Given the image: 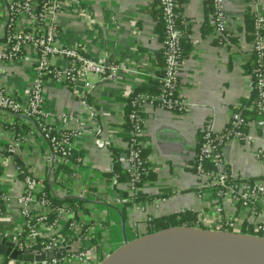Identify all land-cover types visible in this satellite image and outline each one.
Returning <instances> with one entry per match:
<instances>
[{"label":"crops","instance_id":"0c3cea01","mask_svg":"<svg viewBox=\"0 0 264 264\" xmlns=\"http://www.w3.org/2000/svg\"><path fill=\"white\" fill-rule=\"evenodd\" d=\"M226 1L228 30L221 37L212 23L210 0H178L186 46L178 88L190 110L180 113L151 105L143 107L142 143L148 150L152 175L137 193L145 200L128 205L124 197L128 194V182L117 180L114 160L117 157L126 169L129 139L124 128L129 99L141 86L160 81L163 71V41L154 17V11L160 8L159 0H75L74 10L61 14L60 45L77 47L109 67L105 75L89 77L92 89L86 88L84 81L69 86L47 79L44 110L58 126L76 129L80 123L85 125L82 135L75 137L73 143L75 158L82 159L87 169L81 172L86 190L75 182L70 201H80L85 219L104 225L101 240L110 247V253L148 231L147 215L137 209L139 205H145L147 214L153 217L191 210L198 218H205L211 227L216 226L215 195L200 187L193 168L197 136L207 121H211L216 133H222L239 103L250 99L248 66L254 57L247 33V0ZM262 7L264 10V0ZM28 56L5 69L8 72L5 82L20 99L29 96L34 75V54ZM6 121L37 130L21 116L0 110V123ZM38 134L37 131L27 149L18 150V157L21 162L35 163L41 169L48 164L49 145ZM249 136L252 138L249 146L232 139L223 147L229 170L243 180L259 179L264 168V161L256 156L257 149L264 150V134L257 119L250 122ZM10 137L7 129L0 131L1 144ZM2 171L5 190L18 192L21 183L16 181L14 166L8 159ZM236 209L243 227L254 229L252 213L240 206ZM256 210L264 216V197ZM6 214L8 221L0 228L20 230L23 223L15 203L7 208ZM5 257L0 254V264L5 263ZM6 264L32 263L9 257Z\"/></svg>","mask_w":264,"mask_h":264},{"label":"built area","instance_id":"2783aa9c","mask_svg":"<svg viewBox=\"0 0 264 264\" xmlns=\"http://www.w3.org/2000/svg\"><path fill=\"white\" fill-rule=\"evenodd\" d=\"M254 18V40L252 64L249 70L251 90L259 96L257 125L264 134V10L263 0H247ZM75 0H0V110L21 116L36 127L30 130L18 127L17 123H0L11 136L8 142L0 143V225L6 223L7 208L15 203L22 218L20 230L0 228V239L13 244L12 252L20 256H31L32 264H98L101 255L110 253V247L103 244L101 233L104 225L85 219V213L78 200L70 201L75 191V182L82 190L86 184L81 181V172L87 170L80 158H75L73 139L82 135L85 125L76 129L54 124L44 110L45 83L47 79L60 85H74L84 81L92 89L91 75L103 76L109 67L86 56L77 47H64L58 42L61 34V14L74 10ZM211 19L216 33L223 37L228 30L226 0H211ZM165 26L162 42L165 65L160 80L159 95H142L131 102L137 110L145 105L170 112H187L190 104L179 93V77L183 67V32L179 25L178 0H159ZM34 54V75L30 94L26 99L9 90L5 80L8 65L27 59ZM250 64V63H249ZM8 73V72H7ZM137 110L129 117L134 123L129 151L125 159L126 170L130 173L128 195L135 198L148 172L142 157L144 147L140 138L145 133V119ZM64 117H70L65 115ZM242 112L233 113L229 127L216 133L211 121L202 131L203 142L195 154L194 170L202 189L214 192L217 222L213 228L204 218H198V228L243 233V221L236 215L238 206L255 217L254 231L264 237V216L256 210L264 197V168L259 179L243 180L231 173L223 158V147L232 139L252 144L249 133H243L240 126ZM10 124V125H8ZM38 133L49 145L48 164L39 168L35 163L19 160L18 150L27 146ZM256 156L264 161V150L257 149ZM8 159L13 164L16 181L21 183L18 192H8L4 187L2 166ZM213 164V169L204 162ZM127 198L128 201L130 200ZM137 209L146 213L148 227L153 216L147 214V207ZM191 211V210H188ZM100 244L99 246L97 244ZM112 253V252H111ZM110 253V254H111ZM39 258V260L37 259ZM102 258V259H101Z\"/></svg>","mask_w":264,"mask_h":264},{"label":"water","instance_id":"95a60500","mask_svg":"<svg viewBox=\"0 0 264 264\" xmlns=\"http://www.w3.org/2000/svg\"><path fill=\"white\" fill-rule=\"evenodd\" d=\"M12 248V243L0 239V254L15 260H33L12 252ZM199 260L264 264V237L177 226L127 240L98 264H187Z\"/></svg>","mask_w":264,"mask_h":264},{"label":"trees","instance_id":"16d2710c","mask_svg":"<svg viewBox=\"0 0 264 264\" xmlns=\"http://www.w3.org/2000/svg\"><path fill=\"white\" fill-rule=\"evenodd\" d=\"M211 1V0H210ZM154 17L157 23V32L159 33V35L162 37V41L165 39V26H164V18L162 15V11L159 8L158 10L154 11ZM246 22H247V33H248V38L250 41L253 42L254 40V18L253 15L250 13V11H247L246 14ZM179 25L180 28L182 30V22H181V17L179 19ZM184 38H182V46H183V58H185L186 56V46L184 45ZM164 53V50H163ZM164 65H165V57H164ZM163 65V67H164ZM256 65L252 64L250 66H248V68L252 69L254 68ZM72 86V85H69ZM162 90V82L160 81H154V82H150L147 83L143 86H141L135 93L134 95L131 97V99H129L128 102V108H127V118H126V124H125V134L128 135V139L130 140L131 138V134L133 131V127H134V123L133 121L130 119L129 115L132 111L137 110V106H132L131 102L133 100L138 99L140 96L142 95H159L161 93ZM259 96H258V92L257 91H253L251 94L250 99H246V100H242L241 103H239V106L234 110V113H238V112H242L243 118H244V122L243 124L240 126V129L243 133H249V125L250 122L253 120L258 119L259 116V109H258V102H259ZM137 112L143 116V109L139 108L137 110ZM229 127V124L227 126V128ZM203 137H204V132L201 130L198 133L197 136V149L199 150L200 145L203 142ZM144 139V136H142L140 138V140L142 141ZM129 151V146H128V150ZM142 157L144 160V165L146 167V169L148 170V172L146 173V175L143 177L142 179V184L145 183L147 180H149L151 178V170L149 168V163H148V150L145 149L144 147L142 148ZM115 164H114V172L115 175L117 177V180L119 182H129L130 181V173L122 168L121 163L118 161L117 157L114 160ZM195 164V162H194ZM204 165L206 168L208 169H213V164L209 161H205ZM194 168V167H193ZM195 171V170H194ZM141 184V185H142ZM214 193V192H213ZM128 194L124 195L125 198L127 197ZM129 203L128 204H135V203H139L141 201H144L145 198L144 197H140L138 194H136L135 198H130L129 197ZM197 221H198V214L193 212V211H184V212H180V213H175V214H170V215H166V216H160V217H153V220L149 223L150 227L148 229V231L146 232L145 235L147 234H151L154 232H158L164 229H168L171 227H177V226H189V227H195L197 226ZM243 233H247V234H253V235H261V233H257L254 231V229H243ZM9 260V257H5V263Z\"/></svg>","mask_w":264,"mask_h":264},{"label":"bare ground","instance_id":"6f19581e","mask_svg":"<svg viewBox=\"0 0 264 264\" xmlns=\"http://www.w3.org/2000/svg\"><path fill=\"white\" fill-rule=\"evenodd\" d=\"M187 264H217V263H213V262H210V261H201V260H199V261H191V262H189Z\"/></svg>","mask_w":264,"mask_h":264},{"label":"rangeland","instance_id":"374dc122","mask_svg":"<svg viewBox=\"0 0 264 264\" xmlns=\"http://www.w3.org/2000/svg\"><path fill=\"white\" fill-rule=\"evenodd\" d=\"M113 247H114V245H113ZM113 247H112V248H113Z\"/></svg>","mask_w":264,"mask_h":264}]
</instances>
